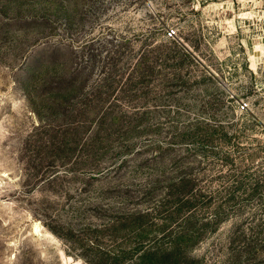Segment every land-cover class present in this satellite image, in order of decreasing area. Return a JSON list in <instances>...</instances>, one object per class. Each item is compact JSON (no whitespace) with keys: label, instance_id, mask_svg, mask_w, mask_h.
I'll use <instances>...</instances> for the list:
<instances>
[{"label":"rangeland","instance_id":"obj_1","mask_svg":"<svg viewBox=\"0 0 264 264\" xmlns=\"http://www.w3.org/2000/svg\"><path fill=\"white\" fill-rule=\"evenodd\" d=\"M0 264H264V0H0Z\"/></svg>","mask_w":264,"mask_h":264},{"label":"built area","instance_id":"obj_2","mask_svg":"<svg viewBox=\"0 0 264 264\" xmlns=\"http://www.w3.org/2000/svg\"><path fill=\"white\" fill-rule=\"evenodd\" d=\"M171 36H173V33H171Z\"/></svg>","mask_w":264,"mask_h":264}]
</instances>
